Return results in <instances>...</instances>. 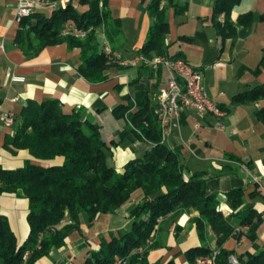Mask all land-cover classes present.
Segmentation results:
<instances>
[{"label":"trees","instance_id":"trees-1","mask_svg":"<svg viewBox=\"0 0 264 264\" xmlns=\"http://www.w3.org/2000/svg\"><path fill=\"white\" fill-rule=\"evenodd\" d=\"M242 1L217 0L212 22L223 42L236 39L237 24L252 28L255 22H264L263 14L249 12L235 23L232 13ZM109 2L79 0L76 5L71 0L66 9L37 11L20 23L16 45L32 58L47 47L65 43L70 50H80L79 72L85 79L90 83L105 82L113 72L125 68L121 64L124 59L116 56L113 49L110 56L102 51L100 32L103 30L108 42L114 44V31L119 24L111 17ZM81 7L85 8L82 12ZM170 7L175 9L177 16L187 11L186 6L177 5L175 0L148 3L153 23L140 50L147 59H185L183 55L172 56L169 52ZM68 25L90 32L84 39L64 35L63 30ZM183 40L192 42L193 38L183 37ZM141 68L150 69L145 65ZM262 68L264 56L255 73L259 74ZM163 70L150 72V76L157 79L154 89L159 87ZM259 101H264V84L235 96L233 102ZM155 107L153 92H139L134 98L125 97V104L113 110L114 117L126 120L139 140L153 145L150 151L129 161L119 172L111 164L112 146L103 139L101 125L85 119L84 110L66 113L56 99L27 103L16 118L14 135L7 137L4 148L13 155L27 151L32 159L15 170H6L0 165V196L22 193L29 200L31 231L27 241L20 245L9 220L0 215V264H38L53 249L65 244L70 232L80 225L82 214H88L91 219L101 214H114L136 194L140 195L131 213L134 219L131 231L114 236L109 243L103 241L100 251L93 253L84 264H112L116 255L130 256L160 229L161 219L177 218L183 213L197 212L199 215L191 222L198 232L202 234L210 228L217 236V247L221 251L217 264H229V258L237 255L223 246L239 228H247L246 238L258 244V230L264 219L253 204H246L245 191L238 188L226 194L234 213L225 216L219 210L218 194L207 193L208 172L195 171L189 177L181 149L171 148L163 141ZM257 117L264 123V108L257 112ZM65 219L69 224L59 230L58 226ZM212 252L207 247H195L188 250L185 257L188 264H198L199 258H206ZM147 254L132 255L130 264H149ZM237 256L241 264H264V244L255 254Z\"/></svg>","mask_w":264,"mask_h":264},{"label":"crops","instance_id":"crops-1","mask_svg":"<svg viewBox=\"0 0 264 264\" xmlns=\"http://www.w3.org/2000/svg\"><path fill=\"white\" fill-rule=\"evenodd\" d=\"M150 1L109 2L111 17L119 24L114 31L116 42L108 43L123 61L140 55L147 40L153 23L148 11ZM175 2L181 7L186 6L187 11L177 16L173 7L168 9L169 52L172 56L183 55L202 72L203 86L210 99L226 115L223 118L201 117L195 110L187 109L181 116L180 128L173 131L166 143L171 148L181 149L189 177L195 171L208 172L207 193L218 194L219 210L225 216L234 213L226 194L241 188L245 191L246 204H253L264 219V123L257 117V112L264 108V101L251 104L233 102L235 96L264 84V68L259 74L255 73L264 56V22L257 21L252 28L237 24L236 39L223 42L212 22L217 0ZM16 11L17 0H0V165L4 169L21 168L32 159L27 151L13 155L4 148L7 137L14 135L13 128L5 126L4 114L13 112L17 118L30 100L56 99L66 113L84 110V118L101 125L103 132V116L110 112L113 115L117 106L125 104V97L134 98L139 92H153V98H156L167 88L170 75L166 69L159 87L154 89L157 79L152 78L150 72L158 70L151 67L142 69V64L134 62L124 70L113 72L105 82L90 83L79 72L80 50H70L65 43L47 47L35 57H27L16 45L20 28L15 21ZM249 12L264 15V0H243L234 9L232 20L237 23L242 15ZM183 37L193 38V41L185 42ZM105 39L108 41L106 36ZM14 77H21L24 81H14ZM219 119L224 124L222 129L215 126ZM120 122L124 123V120L114 121L115 128L107 142L112 146L111 164L122 172L129 161L141 157L153 145L139 140L131 132V125ZM43 165L48 166L49 163ZM136 205L137 200L114 214H101L95 219L82 214L80 225L70 232L65 244L53 249L38 264H84L93 253L100 251L103 241L109 243L114 236L131 231L134 222L131 212ZM29 206V200L22 193L0 196V215L9 220L20 245L27 241L31 231ZM198 215L197 212L183 213L177 218L161 219L156 243L148 252L146 262L188 264L185 257L188 250L195 247L218 248L217 236L210 228L200 234L191 222ZM98 223L103 227L94 231ZM68 224H60L58 229ZM247 231V228L237 229L223 248L237 255L255 254L264 244V222L258 230V244L246 238Z\"/></svg>","mask_w":264,"mask_h":264},{"label":"built area","instance_id":"built-area-1","mask_svg":"<svg viewBox=\"0 0 264 264\" xmlns=\"http://www.w3.org/2000/svg\"><path fill=\"white\" fill-rule=\"evenodd\" d=\"M74 2H78L73 0ZM71 0H17V11L15 21L20 23L27 17H30L37 11L53 10L55 8L66 9ZM102 6V2H101ZM90 30H80L73 25H68L64 30V35H74L84 39ZM103 37L102 51L107 56L112 55V48L105 39V33L100 32ZM147 65L155 70L160 66L169 72L170 78L166 89L162 90L156 100L154 113L158 118L163 135V141L166 142L176 128H180V119L183 112L187 109H193L201 117L213 116L223 118L226 112L222 110L215 102H213L203 86V74L191 63L183 58L170 59L167 57H155L147 59L143 55H136L131 60L121 62L122 65H130L131 63ZM215 68V66L213 67ZM14 81L23 82L21 77H14ZM14 102L17 99L13 100ZM4 123L7 128H13L16 121V115L13 112L4 114ZM216 128L222 129L224 124L219 119ZM257 180V178H255ZM68 222L65 219L61 224ZM155 241V234L150 237L145 246L136 249L130 256L121 257L116 255L112 264H130L132 255L143 256L147 248L152 246ZM221 251L219 249L206 258H199L198 264H217V258ZM28 256V253L26 254ZM229 264H241L238 256L232 255L229 258Z\"/></svg>","mask_w":264,"mask_h":264},{"label":"rangeland","instance_id":"rangeland-1","mask_svg":"<svg viewBox=\"0 0 264 264\" xmlns=\"http://www.w3.org/2000/svg\"><path fill=\"white\" fill-rule=\"evenodd\" d=\"M75 1H79V0H75ZM78 2H75V4L76 5H78L77 4ZM80 9V11L82 12L85 8L84 7H81V8H79ZM155 58V57H154ZM154 58H152V59H154ZM151 60V59H150ZM124 66V65H123ZM126 66H128V65H125L124 67H126ZM145 66H147V65H145ZM147 67H149V66H147ZM160 68H163L162 66H160L157 70H159ZM158 96H159V94L157 95V97L156 98H154V102L156 103V100H157V98H158ZM102 121L104 122V125H105V130L102 132V137H103V139L104 140H106V141H108V140H110V138H111V133L113 132V130H114V128H115V126H114V121H117V120H115V118H114V116L112 115V112H110V113H108V114H106L105 116H103V119H102ZM120 123H122V124H124V125H127V123L128 122H126L125 120H124V123L123 122H120ZM138 198H139V196H138ZM137 199V194L134 196V198H133V200L132 201H135ZM131 201V202H132ZM132 213V212H131ZM106 215H108V214H106ZM102 224H97V226H96V228L94 229V231L95 230H97L98 231V229L101 227H103V226H101ZM157 233H158V230H157V232L155 233V241H154V243H153V245L152 246H150V247H148L147 248V250H146V252H149L153 247H154V245H155V243H156V236H157ZM216 249H218V248H216ZM215 250V249H214Z\"/></svg>","mask_w":264,"mask_h":264}]
</instances>
